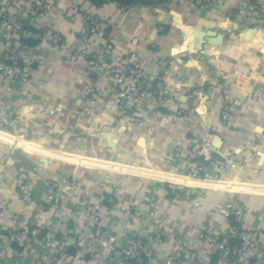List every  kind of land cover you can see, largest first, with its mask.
I'll return each mask as SVG.
<instances>
[{
	"label": "crops",
	"instance_id": "1",
	"mask_svg": "<svg viewBox=\"0 0 264 264\" xmlns=\"http://www.w3.org/2000/svg\"><path fill=\"white\" fill-rule=\"evenodd\" d=\"M47 2L49 11L35 20L30 0H0V8L17 9L15 20L21 29L14 45L33 62L27 78L13 83L0 79V112L8 110L12 118L9 131L0 130V261L110 260L125 234L139 233L146 226L142 215L126 209L130 201L153 209L165 224L154 261L143 256L137 264H231L218 248L219 241L233 233L225 216L231 202L246 210L264 261V12L249 7L264 6V0ZM85 13L109 19L107 39L87 32ZM106 42L110 53L104 49ZM80 48L101 57L107 67L115 58L135 56L144 71L141 84L153 95L149 123L141 120L126 127L132 112L116 115L110 110L107 74L96 79L105 89L91 113L78 94L84 62L70 59ZM225 92L233 98L227 120L221 116ZM8 132L31 134L43 144L53 140L65 147L96 149L110 147L105 140L109 133L111 148L123 161L142 160L175 171L194 158L189 144L198 141L210 163L208 176L193 179L81 157L16 140ZM79 134L85 140H79ZM178 151L180 161L175 162ZM226 161L231 165L221 170L219 164ZM78 163L143 175L93 171ZM65 176L77 181L75 192L65 194L70 201L83 198L101 204L102 223L115 234L112 242L108 235H93V221L79 204L52 209L45 203L47 189L61 186ZM21 178L30 182V203L18 197ZM12 213L20 214L33 233L21 249L5 237Z\"/></svg>",
	"mask_w": 264,
	"mask_h": 264
},
{
	"label": "built area",
	"instance_id": "2",
	"mask_svg": "<svg viewBox=\"0 0 264 264\" xmlns=\"http://www.w3.org/2000/svg\"><path fill=\"white\" fill-rule=\"evenodd\" d=\"M208 0H194L196 4ZM34 7L33 17L35 20L42 18L50 8L47 0H30ZM249 7L260 12H264V6L259 3H250ZM17 9L10 7L0 8V79L13 83L22 78H27L31 71L33 62L29 55L22 49L18 48L14 42L16 33L21 29V25L16 22ZM85 29L91 35L100 39H107L111 23L109 19L92 15L83 14ZM7 38L8 42L2 39ZM107 53L111 52L110 43L106 42L104 47ZM70 59L82 60L84 62V75L80 76L81 86L78 90L81 101L89 107L91 113L95 110L100 101V95L105 89L98 84L97 77L107 74L112 87L111 99L112 105L110 110L116 115H125L132 112L130 118H126V127H132L141 120L148 123L151 118L153 108L152 93L149 88L141 84L144 71L134 55L115 58L112 66L107 67L103 59L96 55H91L86 48H80L73 51ZM233 98L228 94H223V103L221 106V116L227 120ZM12 125V118L8 110L0 112V130L9 131ZM194 158L187 161L186 165L179 172L193 178H204L208 176V166L205 167L202 161H206L202 156L203 146L198 141L189 144ZM202 146V147H201ZM175 162L180 161L179 151L175 152ZM230 161L219 164L221 170H226L230 166ZM176 166V165H175ZM178 166V165H177ZM77 187V181L69 176L62 179V185L57 184L49 187L45 193V203L52 209H59L67 206L69 203H77L85 208L93 221V235L98 238L102 235H108L109 241H113L115 234L111 229L102 223V213L100 203L87 202L85 199L70 201L65 194L74 193ZM16 191L20 200L30 203L32 201V190L30 182L26 179H19L16 185ZM126 209L142 215L145 219L146 226L139 233L129 232L123 236L122 244L117 248L112 259H102L99 264H137V260L146 256L149 260L154 261L152 256L154 248L161 242L162 230L165 226L162 219L155 214L153 209H141L134 201H130ZM225 216L232 224L233 233L224 236L218 243L219 252L228 259L231 264H264L261 261L263 254L262 245L257 239L255 233L251 230L248 223L247 212L239 203L231 202L228 204ZM12 227L5 233V237L11 245L17 248H23L33 236L30 226L26 224L22 216L18 213L11 214ZM207 240L212 237L204 235ZM44 244L47 240L40 238ZM64 259L66 254H59ZM167 264L169 261L166 262ZM0 264H7L2 260Z\"/></svg>",
	"mask_w": 264,
	"mask_h": 264
},
{
	"label": "rangeland",
	"instance_id": "3",
	"mask_svg": "<svg viewBox=\"0 0 264 264\" xmlns=\"http://www.w3.org/2000/svg\"><path fill=\"white\" fill-rule=\"evenodd\" d=\"M1 131H3V130H1ZM3 132L7 133V131H3ZM8 133L11 134L16 140L17 139L29 140L35 144H38L39 146L51 148L55 151H66V152L77 154L81 157L116 162V163H120V164L125 165V166L136 167V168L144 169L147 171H162V170H164V172L166 171V172H173L175 174H182L179 171L164 169V168H162V166H163L162 164L158 165V164H154V163L144 162L142 160L137 161V162L123 161L121 159V157L117 154L116 148L115 147L111 148V145H112L111 139L112 138H111V136H109V133L105 136V140L110 145V147L108 149H106V148L96 149L95 147L83 148V147H79L77 145L74 147H65V145H58V143L53 142V140L51 141V143H48L46 141L43 144L42 140L38 139V137H36V136H32L31 134L24 136V135H19L17 133H12V132H8ZM76 137L79 138V140H81V137L84 138V140H85V135L81 136L79 134V135H76ZM92 139H94V138L92 137ZM34 153H36V152H34ZM123 157H125V156H123ZM78 164L83 168L90 169L93 171L97 170V171L116 173V174H127V175H129V173H131L134 175H143V174H138V173H132L130 171L114 170V169L103 168V167L96 168L93 166L85 165L83 163H78ZM183 175H185V174H183ZM138 177H141V176H138Z\"/></svg>",
	"mask_w": 264,
	"mask_h": 264
},
{
	"label": "trees",
	"instance_id": "4",
	"mask_svg": "<svg viewBox=\"0 0 264 264\" xmlns=\"http://www.w3.org/2000/svg\"><path fill=\"white\" fill-rule=\"evenodd\" d=\"M93 1L99 2V1H102V0H93ZM202 163H203V165H204L205 167H207V166L210 165V163H209L208 161H202Z\"/></svg>",
	"mask_w": 264,
	"mask_h": 264
},
{
	"label": "bare ground",
	"instance_id": "5",
	"mask_svg": "<svg viewBox=\"0 0 264 264\" xmlns=\"http://www.w3.org/2000/svg\"><path fill=\"white\" fill-rule=\"evenodd\" d=\"M191 178H193V177H191ZM193 179H196V178H193Z\"/></svg>",
	"mask_w": 264,
	"mask_h": 264
}]
</instances>
